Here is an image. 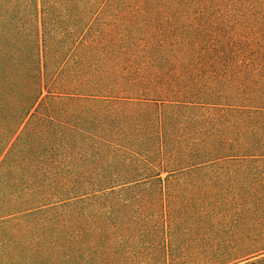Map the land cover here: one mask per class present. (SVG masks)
Masks as SVG:
<instances>
[{"label":"trees","instance_id":"16d2710c","mask_svg":"<svg viewBox=\"0 0 264 264\" xmlns=\"http://www.w3.org/2000/svg\"><path fill=\"white\" fill-rule=\"evenodd\" d=\"M0 264H264V0H0Z\"/></svg>","mask_w":264,"mask_h":264}]
</instances>
